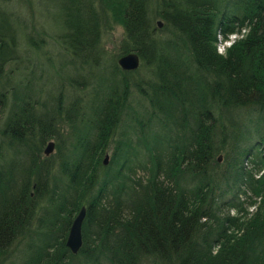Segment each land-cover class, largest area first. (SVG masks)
<instances>
[{"label": "trees", "instance_id": "1", "mask_svg": "<svg viewBox=\"0 0 264 264\" xmlns=\"http://www.w3.org/2000/svg\"><path fill=\"white\" fill-rule=\"evenodd\" d=\"M57 2L62 31L55 43L62 50L46 55L55 68L47 78L39 66L46 53L42 36L37 41L27 34L36 55L25 58L26 73L13 80V69H4L24 57L16 21H26L0 7V110L7 106L0 127V264L7 247L30 232L39 203V238L21 264H77L78 257L80 264H264V0ZM102 18L124 30L108 62ZM245 26L251 27L246 39L227 59L218 56L217 32L226 38ZM130 50L138 52L147 77L139 66L118 64ZM51 78L61 88L44 106L39 94ZM63 84L88 92L87 105L76 95L65 106ZM133 87L141 96L137 105L147 104L146 116L130 101ZM57 114L68 124L64 136ZM115 132L110 163L103 166ZM133 132L148 154L144 163L136 159L150 168L146 182L126 173L139 154L131 151ZM51 137L55 163L40 157ZM254 149L258 165L247 168ZM213 162L221 169L210 174ZM187 174L197 179L189 189L180 181ZM231 186L246 197L245 206L237 196L229 199L235 213L220 206ZM83 204L82 245L72 252L67 228Z\"/></svg>", "mask_w": 264, "mask_h": 264}, {"label": "rangeland", "instance_id": "2", "mask_svg": "<svg viewBox=\"0 0 264 264\" xmlns=\"http://www.w3.org/2000/svg\"><path fill=\"white\" fill-rule=\"evenodd\" d=\"M156 0H151V5H153V3H155ZM59 2H57V0H0V7L4 9V11L9 12L11 16H15V17H19L20 21L21 18L26 21L23 22L22 24L19 23V20L17 19L16 21V25L18 26V31H17V48H18V52L21 53V56H24L23 59L19 60L18 62L16 61H11L8 64H6L4 66L5 70H9L10 67L13 69L12 71V79L16 80L18 77L22 76L24 73H26L25 70V58L28 56H30L32 58V56H35V52L33 47L30 46V44H28L27 42V34L28 35H33L32 38L34 40L37 39L39 36H42L43 38H45V51L46 53L40 57V64L39 66L43 67V76H54V69L52 68L49 59L46 57V55L53 53L55 55H57V51L62 50L61 48H59V46L57 45V43H55V38L59 35V33L62 31V28L59 24L58 21H56L58 18V11L57 13H55V7L58 5ZM96 7L98 6V3H95ZM159 17V16H158ZM157 18V16L154 17V20ZM15 20V19H13ZM163 21V20H162ZM164 23V21H163ZM27 26V29L25 28ZM100 43L101 46L105 49V59L106 62L109 61V59L117 54L120 50V45H122V39L124 36V30L121 24L119 23H115L114 21H112L111 18H108V20H105L102 18L101 22H100ZM43 30V31H41ZM27 31V33H26ZM227 38H223V40H227ZM221 41H219L217 39V43H219ZM216 43V44H217ZM63 54H61L58 58H60V60H62V58H64V56H62ZM68 58V57H67ZM139 73L144 76L146 75L147 77V69L142 66V64H139ZM40 68V67H39ZM38 74V73H37ZM137 75V73H136ZM133 76V75H132ZM43 77L42 80H46V78ZM57 80L54 78L50 81H47V83H45L44 85H42L40 83V79L39 82L37 83V89L39 88V85H42V89L40 91V99L39 101H44L47 103V105L44 104V106H49V104L53 103L54 98H51V94L52 96L54 94L57 95V92L59 91V89L61 87H56L55 89V82ZM63 88V103L65 102V106L67 105V103L69 102V99L75 97L76 95H78L81 98V101L79 103L83 105V107H85L86 104V96L88 92L85 91H80V90H74L73 88H71L70 86H68V84H63L62 85ZM88 90V89H87ZM76 91V92H75ZM141 98V96L139 95L137 89L135 87H133L132 90V99L130 97V101H132L133 106L135 107V109H137L140 114H142V112L144 111L145 116L148 115L147 111H146V103H144L143 105L138 106L137 105V101ZM51 99V100H50ZM136 102V103H135ZM40 105V104H39ZM42 105H40L41 107ZM42 106V107H44ZM39 107V108H40ZM37 106V109H39ZM150 107H148L147 109H149ZM7 112V106H4L3 108H1L0 110V127L3 125V120L4 117L6 115ZM123 120V119H122ZM54 121L56 122V125L60 128V130L62 131V136L66 135V132L68 130V124L66 123V121L63 118V115H56ZM125 120H123L124 122ZM157 122H155V120L152 121L151 126L156 124ZM156 128H158L159 126L156 125L154 126ZM129 129H131L129 127ZM167 130V129H165ZM130 132H132V130H130ZM118 133V132H117ZM117 133L115 132V134L112 136V138L110 139L109 142V147L107 150H105V152L103 153L102 157L105 156V154H107V161L103 163V166L107 165L110 163V159H111V155L112 152L114 151V145L116 144L117 141ZM135 132H133L131 134V136L134 139V145L131 149V151H138L139 154H137V156H135L133 154L134 159H132L133 161H136L135 164H137L132 169H128V171H126L127 174H129V176L134 177V178H141L143 182H146L147 179L150 176V168L147 166L146 167H142L141 165H138V160H142V163L145 162L146 157H147V151L146 148L141 147V140L139 139L138 136H136L134 134ZM147 138L150 139V142H152V138L149 136V134H146ZM0 137H2V135H0ZM53 139L55 142L57 141L55 137H51V138H47L45 140V142L42 145L41 148V153H40V157L42 159L46 158V156H48L50 158V160L55 163V158H56V154H57V149L56 147L53 148V150L49 153V154H45L44 153V147L45 144L48 140ZM139 140V141H138ZM138 143V144H137ZM6 152L11 151V148H3ZM219 154H221V158L218 160V162H221L223 160V152L220 151L216 154V156H218ZM251 159L245 161V166L247 168H252L255 169L257 162H259L258 157H256V152L255 149L253 150V153L251 155ZM132 162V161H131ZM101 166V167H103ZM221 169V167H218V164L216 162H213L212 164L209 165V171L210 174L215 173V172H220L219 170ZM103 168H99V172L102 173ZM222 171V170H221ZM191 174H187L186 178L180 180L182 181L183 185L188 187H191L192 184L194 185L197 182V179H195V181H192V178L190 177ZM130 181V180H127ZM195 182V183H194ZM229 188V189H228ZM226 189H228V191L225 192V197H224V201L220 204L221 208L223 209V212L225 211H229L230 213H235V208L233 206L230 205V201L229 199H237V193L238 190L236 187H228ZM189 189V188H188ZM186 189V190H188ZM189 194L190 190L187 191ZM111 196V195H109ZM124 198L125 195H123ZM240 200L245 201L246 197L244 193H240L237 196ZM107 199V198H105ZM243 206H245L246 202L242 203ZM42 203L37 204L36 206V210H35V214L31 219V223H30V232L26 233L24 235H20L18 236L11 244L10 246L7 247L6 253L2 254L1 257H5L4 261L2 264H21V262L23 261V259L25 258V256L27 255V250L30 249V246L32 244V241L35 240V242L38 240V233L40 232L39 228H37V224L36 223V217L39 216L42 213ZM252 207V206H251ZM250 207V208H251ZM76 214V212L73 214V216ZM72 216V218H73ZM72 220V219H71ZM71 223V222H70ZM83 224V223H82ZM70 225V224H69ZM69 229V227L67 228V230ZM4 253V252H3ZM77 260V264H80V257L76 258ZM155 264H169V263H155Z\"/></svg>", "mask_w": 264, "mask_h": 264}, {"label": "water", "instance_id": "3", "mask_svg": "<svg viewBox=\"0 0 264 264\" xmlns=\"http://www.w3.org/2000/svg\"><path fill=\"white\" fill-rule=\"evenodd\" d=\"M156 25L161 27L163 21L161 17L155 19ZM117 62L123 69H135L139 66L140 56L137 51L130 50L118 56ZM54 148V140L50 139L46 142L44 147V153L49 154ZM221 158V154L218 155V160ZM107 161V154L104 156V162ZM86 214V205H81L79 210L73 216L67 236L65 239V244L70 248L72 252H77L82 245V223L84 216Z\"/></svg>", "mask_w": 264, "mask_h": 264}, {"label": "clouds", "instance_id": "4", "mask_svg": "<svg viewBox=\"0 0 264 264\" xmlns=\"http://www.w3.org/2000/svg\"><path fill=\"white\" fill-rule=\"evenodd\" d=\"M251 27L245 26L237 32H230L227 34L228 39L223 40L222 34L217 32V39L221 42L215 44L216 54L224 59L228 58L229 50L232 49L238 41L246 39L250 34ZM220 251V246L217 245L212 249V254L217 255Z\"/></svg>", "mask_w": 264, "mask_h": 264}]
</instances>
